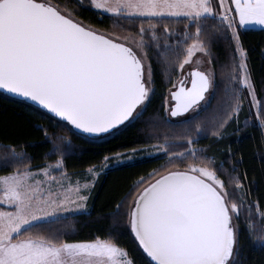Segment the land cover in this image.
Here are the masks:
<instances>
[{
	"label": "snow or ice",
	"instance_id": "1",
	"mask_svg": "<svg viewBox=\"0 0 264 264\" xmlns=\"http://www.w3.org/2000/svg\"><path fill=\"white\" fill-rule=\"evenodd\" d=\"M80 9L109 17L121 31L85 23ZM255 26L264 30V0H88L87 6L82 0H0V89L39 105L78 139L111 134L126 122L150 128L183 117L181 150L173 151L165 137L152 145L154 152L144 146L105 155L100 169L137 152L163 157L125 197L131 198L127 227L145 264H246L241 223L254 239L253 208L264 219L259 201L250 198L255 179L241 171L242 155L229 149L225 167L195 146L206 127L195 116L219 89L213 138L223 139L234 120L239 130L245 104L264 126V79L257 84L253 78L241 38ZM222 41L224 61L216 51ZM154 66L171 84L167 120L155 113L145 118ZM38 127L51 145L47 155L59 158L34 169L25 151L8 147L0 164L12 168L0 175V264H136L112 238H67L75 228L60 222L88 214L99 172L91 165L93 180L73 183L64 171L65 159L75 154L70 137ZM123 204L116 205L117 214Z\"/></svg>",
	"mask_w": 264,
	"mask_h": 264
},
{
	"label": "trees",
	"instance_id": "2",
	"mask_svg": "<svg viewBox=\"0 0 264 264\" xmlns=\"http://www.w3.org/2000/svg\"><path fill=\"white\" fill-rule=\"evenodd\" d=\"M54 2L63 5L66 0H54ZM82 3L87 6L88 0H82ZM79 18L96 28L118 33L121 31L120 28L115 27L112 19L107 16L101 17L97 12L80 9ZM122 23L128 25L127 21ZM171 26L177 29L181 27L179 23H173ZM241 38L248 50L249 66L253 78L259 84V81L264 79V55H262L264 53V30H242ZM225 47L226 42L222 41L216 49L221 61L225 60ZM154 67L156 70L154 92L145 118L155 113L163 120H167L168 116L164 113V106L171 84L168 83L166 77L160 74L159 66ZM172 79H176L175 73ZM219 99L218 89L216 94L209 96V101L206 106L201 107L199 115L195 116L196 121H204L206 124L195 146L205 148L208 155L215 157L218 165L223 161L225 167L231 159L228 155L229 149L236 156L242 155L243 163L239 166L241 171L246 170L249 178L255 179L250 198L254 202L258 200L260 210L264 211V126L257 122L245 104L244 109L239 113V130L237 131V123L234 120L224 130L223 139L217 141L212 136L210 121L217 112ZM246 116L249 117L247 122L245 121ZM50 117V114L32 104L0 93V164L3 163L9 146H16L17 151H25L31 157V166L34 169L43 166L46 162L55 163L59 157L47 155L51 145L44 141V133L38 126L46 128L49 135L55 133L58 136L70 137L75 146V154L65 159L64 171L71 176H80L81 173L88 172V168L94 164L100 168L102 157L105 155L130 152L133 148L144 146L149 148L156 143H163L165 137L168 138L169 146L173 151H179L181 147L186 146L182 140L178 139L182 134L184 118H172V123L166 125L158 121L150 128H146L143 123H127L113 134L102 138L78 139L71 137L67 129L60 127ZM192 122L189 121V123ZM149 136L154 138L148 139ZM162 162L163 157L149 156L138 159L134 163H126V165L111 164L110 169L104 170L92 187L88 200L90 207L88 214L69 217L67 221L60 222L75 228L76 234L67 238L71 240H92L97 236L101 239L112 238L129 252L136 260V264H145L142 250L138 248L127 227V216L124 213L131 203V198L125 200V197L130 190L135 191L132 188L134 180ZM11 170V167L0 166V175L7 174ZM122 200L124 204L120 213L117 214L116 205ZM256 211L257 209L253 208L251 215L254 239H250L248 231L244 230L246 222L241 223V244L243 253L247 257L246 264H264V241L260 239L264 236V219L259 218Z\"/></svg>",
	"mask_w": 264,
	"mask_h": 264
},
{
	"label": "rangeland",
	"instance_id": "3",
	"mask_svg": "<svg viewBox=\"0 0 264 264\" xmlns=\"http://www.w3.org/2000/svg\"><path fill=\"white\" fill-rule=\"evenodd\" d=\"M209 96L207 97L206 101L204 102V104L202 106H206L207 102L209 101L208 100ZM167 115V114H166ZM150 151H155L152 146L148 148ZM131 152V151H130ZM149 157L148 153H140V152H137L134 156H131V157H124V160L125 162L123 164H117L115 161H113V163H110V166L107 168V169H104V170H108L110 169V167L112 166L111 164H113L114 166H118V165H126V163H134L136 162L138 159H144V158H147ZM104 170H101L100 168H97V171L99 172V175L101 173H103ZM98 175V176H99ZM98 176H96L94 178V183L96 182V180L98 179ZM69 179L73 182V183H77L79 182L80 184H84L85 182H91L93 180V177L89 175L88 172H83L80 174V176H71V175H68ZM94 184H92L91 186V189H90V194H89V197L92 193V187H93ZM89 200V198H88ZM87 200V212L90 210V207H89V201Z\"/></svg>",
	"mask_w": 264,
	"mask_h": 264
},
{
	"label": "water",
	"instance_id": "4",
	"mask_svg": "<svg viewBox=\"0 0 264 264\" xmlns=\"http://www.w3.org/2000/svg\"><path fill=\"white\" fill-rule=\"evenodd\" d=\"M0 93L1 94H3V95H7V96H9V97H11V98H13V99H19V100H21V101H24V102H26V103H28V104H32L33 106H35V107H37L38 109H41V110H44L45 112H46V110L45 109H43L42 107H40L39 105H37V104H35L34 102H32V101H30V100H26L25 98H23V97H19V96H14V95H12L11 93H8V92H6L5 90H2V89H0ZM205 102V101H204ZM204 102H202L201 103V107H202V105L204 104ZM48 114H50V113H48ZM51 115V114H50ZM187 115V114H186ZM179 118H183V117H176V118H174V119H179ZM126 124H127V122H126ZM125 124V125H126ZM125 125H122V126H120V128H122V127H124ZM119 128V129H120ZM115 131H117V130H115ZM115 131H113V132H115ZM113 132L111 133V134H113ZM111 134H105V135H102V136H100V137H98V138H102L103 136H107V135H111ZM90 138V137H89ZM92 138V137H91Z\"/></svg>",
	"mask_w": 264,
	"mask_h": 264
},
{
	"label": "crops",
	"instance_id": "5",
	"mask_svg": "<svg viewBox=\"0 0 264 264\" xmlns=\"http://www.w3.org/2000/svg\"><path fill=\"white\" fill-rule=\"evenodd\" d=\"M251 29L261 30V26H255V27H253V28H251ZM247 30H249V29H247Z\"/></svg>",
	"mask_w": 264,
	"mask_h": 264
}]
</instances>
